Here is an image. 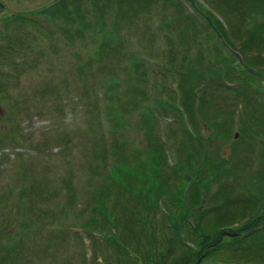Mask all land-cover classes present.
I'll use <instances>...</instances> for the list:
<instances>
[{"label":"rangeland","instance_id":"obj_1","mask_svg":"<svg viewBox=\"0 0 264 264\" xmlns=\"http://www.w3.org/2000/svg\"><path fill=\"white\" fill-rule=\"evenodd\" d=\"M195 1L0 0V264H264V1Z\"/></svg>","mask_w":264,"mask_h":264},{"label":"trees","instance_id":"obj_2","mask_svg":"<svg viewBox=\"0 0 264 264\" xmlns=\"http://www.w3.org/2000/svg\"><path fill=\"white\" fill-rule=\"evenodd\" d=\"M188 2L190 3V6L192 8V11L194 13L200 15L202 18H204L205 23H206V26L210 30L215 31L216 33H219L223 37H227L226 27L221 23V21L219 19H217V17L215 15H213L209 10L206 11V10L202 9L200 7V5L195 0H188ZM248 2H249V0H248ZM253 9H257V8L256 7H253ZM243 16H245V15H243ZM261 28L258 29L257 32L260 31ZM251 61L252 62H250V63L255 64L258 61V58L255 57ZM245 71L246 70L244 69L243 72L245 73ZM247 72L245 73V74H247V75L244 76L245 78H247V79L251 78L252 80L257 81V82H261V84H263L262 83L263 80L261 79V77L258 74L252 73L250 70H247ZM186 92H187V95H188V93L190 91H187L186 90L185 93ZM184 110H185V108H184ZM226 173H227L226 171H222V174L223 175H225ZM254 220H256V218ZM213 227H214V225L213 226L210 225V226L207 227V229L208 230H215V231H217L216 236L218 237V240L221 238V236L223 234H225L227 232L226 229H223V228H216V229H214ZM230 231L231 232H235V234H233V235H237V233H239L241 231V229H239V228L238 229H235V230L234 229H231ZM215 239H216V237H215ZM209 241H210V237L207 236V241L205 243L208 242L207 245H209L210 244ZM189 259L191 260L189 264H202L201 263V256H200L199 253H193V254H191L190 257H189ZM206 264H211V263H206Z\"/></svg>","mask_w":264,"mask_h":264}]
</instances>
